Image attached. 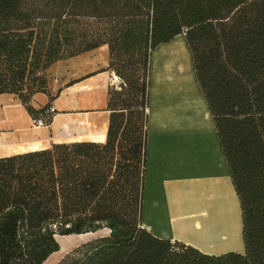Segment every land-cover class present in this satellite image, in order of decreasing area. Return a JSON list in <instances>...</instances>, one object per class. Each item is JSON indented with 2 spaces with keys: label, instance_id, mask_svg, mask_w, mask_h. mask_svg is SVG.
Listing matches in <instances>:
<instances>
[{
  "label": "trees",
  "instance_id": "obj_1",
  "mask_svg": "<svg viewBox=\"0 0 264 264\" xmlns=\"http://www.w3.org/2000/svg\"><path fill=\"white\" fill-rule=\"evenodd\" d=\"M81 18L122 26L94 36L78 30ZM182 33L239 197L244 253L204 254L140 225L151 54ZM102 44L110 66L114 54L141 51L140 101L118 107L109 90L105 143L0 157V264H46L60 250L56 235L103 227L107 236L56 264H264V0H0V94L38 116L30 98L48 83L34 90L29 77ZM127 126L132 138L115 163Z\"/></svg>",
  "mask_w": 264,
  "mask_h": 264
},
{
  "label": "crops",
  "instance_id": "obj_2",
  "mask_svg": "<svg viewBox=\"0 0 264 264\" xmlns=\"http://www.w3.org/2000/svg\"><path fill=\"white\" fill-rule=\"evenodd\" d=\"M45 75L46 91L34 93L29 104L35 110L55 107L47 127L32 126L17 95L0 94L10 102L0 109V157L59 143H105L114 78L108 45L57 60L45 69ZM170 89L186 94L178 80L164 88ZM188 93V98L167 95L156 101L148 127L149 84L147 132H151L147 133L141 226L158 238L204 254L244 253L240 201L213 119L197 81ZM12 138L16 145L5 143Z\"/></svg>",
  "mask_w": 264,
  "mask_h": 264
},
{
  "label": "rangeland",
  "instance_id": "obj_3",
  "mask_svg": "<svg viewBox=\"0 0 264 264\" xmlns=\"http://www.w3.org/2000/svg\"><path fill=\"white\" fill-rule=\"evenodd\" d=\"M76 26L80 32H88L89 34H92L94 36H97L99 34H106L107 36H111V29L114 26L120 28V26L122 25L121 22L118 23L113 19L81 18L79 19V22L76 24ZM182 34L184 36V33ZM183 36L178 37L173 42H171V44L169 43L166 45H162L154 49L151 54L148 127L151 126L152 123L156 101L162 99V97L167 95L169 97L180 96L179 94H175L177 93L175 92V90L170 89V92H166V90H164L166 86L170 88L172 85H174V82L176 80H180L183 92L186 93L185 95H181L180 97L188 98V92L191 90L192 84H195L196 82L191 65L190 53L188 51L187 45L185 44V39ZM169 48H171V50ZM61 55L63 57H66V55H68V52L61 53ZM141 58V51L137 48L129 50V52L126 53L121 52L117 54V56L116 54H114L111 58L110 70L114 74V78L112 80L110 91L113 95V102L118 107L124 104H130V106L136 107V103L140 101L139 89L144 77ZM178 61L185 67L183 72H180L179 74L175 72V68L177 66L176 64L178 63ZM29 78L33 80L31 82L28 80L27 85L33 86L34 90L37 89V85L41 81L46 80V82L48 83L47 77L45 75V70L42 69L38 70L35 76ZM120 87H122V89ZM8 103L10 102L2 100L0 97V109ZM181 109H183V107H181ZM124 114L128 115V111ZM133 122H135V119L132 120V123ZM132 131L133 127L128 128L127 126V128H125V137L122 136L124 139L121 138L122 143H117L115 149L116 155L114 157L115 163L120 159V153L123 150L121 149V145L122 148L128 149V145L130 144L132 138ZM149 131L151 132V130H148V135ZM5 143L11 145L17 144L14 138L5 139ZM110 167H112L110 173L114 174L115 165H113L112 163ZM108 234V228L103 227L96 232L56 235V240L59 243L60 250L52 254L45 263L56 264L68 252L72 251L78 246L84 243L93 242L101 237L107 236Z\"/></svg>",
  "mask_w": 264,
  "mask_h": 264
},
{
  "label": "built area",
  "instance_id": "obj_4",
  "mask_svg": "<svg viewBox=\"0 0 264 264\" xmlns=\"http://www.w3.org/2000/svg\"><path fill=\"white\" fill-rule=\"evenodd\" d=\"M56 113V109L52 105L44 106L38 116L31 117V124L34 127H47L50 124V120Z\"/></svg>",
  "mask_w": 264,
  "mask_h": 264
},
{
  "label": "bare ground",
  "instance_id": "obj_5",
  "mask_svg": "<svg viewBox=\"0 0 264 264\" xmlns=\"http://www.w3.org/2000/svg\"><path fill=\"white\" fill-rule=\"evenodd\" d=\"M170 50H171V48H169ZM174 63V62H173ZM177 66H176V70H175V72H177L178 74L180 73V72H183V70H184V66L178 61V63L176 64ZM178 82H181L180 80H178Z\"/></svg>",
  "mask_w": 264,
  "mask_h": 264
}]
</instances>
